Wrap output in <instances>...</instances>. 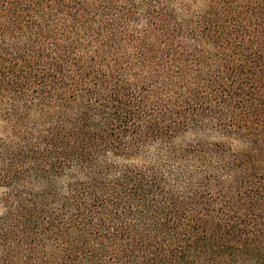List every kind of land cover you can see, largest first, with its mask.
Wrapping results in <instances>:
<instances>
[{"label":"trees","instance_id":"16d2710c","mask_svg":"<svg viewBox=\"0 0 264 264\" xmlns=\"http://www.w3.org/2000/svg\"><path fill=\"white\" fill-rule=\"evenodd\" d=\"M0 264H264V0H0Z\"/></svg>","mask_w":264,"mask_h":264},{"label":"rangeland","instance_id":"374dc122","mask_svg":"<svg viewBox=\"0 0 264 264\" xmlns=\"http://www.w3.org/2000/svg\"><path fill=\"white\" fill-rule=\"evenodd\" d=\"M3 211V205L0 203V214L2 213Z\"/></svg>","mask_w":264,"mask_h":264}]
</instances>
